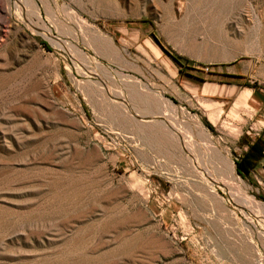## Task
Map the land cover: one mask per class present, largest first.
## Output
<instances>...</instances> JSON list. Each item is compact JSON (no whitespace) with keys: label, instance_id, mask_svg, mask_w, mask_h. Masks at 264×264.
<instances>
[{"label":"rangeland","instance_id":"obj_1","mask_svg":"<svg viewBox=\"0 0 264 264\" xmlns=\"http://www.w3.org/2000/svg\"><path fill=\"white\" fill-rule=\"evenodd\" d=\"M36 2L0 24V264H264V171L227 172L264 140V0ZM159 122L175 158L144 166L124 132Z\"/></svg>","mask_w":264,"mask_h":264},{"label":"crops","instance_id":"obj_2","mask_svg":"<svg viewBox=\"0 0 264 264\" xmlns=\"http://www.w3.org/2000/svg\"><path fill=\"white\" fill-rule=\"evenodd\" d=\"M204 87L199 88H194L196 94H202ZM128 90H129V94H131V97L133 98H137V97H142L141 94L138 93V90H135V87L130 85L128 86ZM135 94V95H134ZM135 96V97H134ZM145 101V99H144ZM157 101V102H156ZM145 102L147 103H143L140 104L142 106V110L144 112H148V111H155L157 113H150V115L146 114L143 116H140L141 120H145V119H149L148 116H155V115H163L165 112H172V103L170 104H165L162 103L160 100L156 99L155 101H148L146 100ZM154 104H152V103ZM156 103H158L156 105ZM150 105V106H149ZM171 108V109H169ZM210 113V112H209ZM207 113V124L210 128L213 127V123L210 121V114ZM212 113H215L212 111ZM211 113V114H212ZM164 116V115H163ZM194 127L191 129V135H193L196 138V141L199 142V145L203 148H207L206 150H211L213 151L216 147H215V142H214V138L212 136V129H204L200 123L194 119V121H192ZM162 129V130H160ZM137 134H131L130 132H124L125 135L131 137V136H136L137 139L136 141H132L133 145H134V149L133 151H135L136 154V158L139 160V162H141L142 165L144 166H150V165H161V159H172L174 160L175 155L171 154V150L173 143L176 141V138L174 137V134L169 130V128L166 126L165 122H159L158 124H155L153 128H151V130L149 131V133L145 132L142 128L137 127ZM163 131V132H162ZM160 133V134H159ZM201 133V134H200ZM204 136V138H203ZM208 140H206L207 138ZM204 141H203V140ZM210 143L209 147L207 144L204 143ZM211 146V147H210ZM212 148V149H211ZM236 148V141L233 142V146H232V150H234ZM153 153L154 155L151 156L150 153ZM154 157V158H153ZM166 157V158H165ZM158 160H157V159ZM163 161V160H162ZM236 161V160H235ZM235 161H234V172L236 174V169H235ZM191 166H194V163L191 164ZM261 168L262 171H264V158L263 160H261L258 164H257V168ZM219 166H218V170H219ZM208 194L213 197V192L211 190H207ZM178 203L177 202H172L171 204L167 205V207H165L164 211L166 212V215H172L174 213H178L179 211H181L182 209L179 208V206H177ZM248 246L247 248H250V241L248 240ZM246 246V245H244ZM244 249H246L244 247ZM243 256H246V251L244 250L243 252Z\"/></svg>","mask_w":264,"mask_h":264},{"label":"bare ground","instance_id":"obj_3","mask_svg":"<svg viewBox=\"0 0 264 264\" xmlns=\"http://www.w3.org/2000/svg\"><path fill=\"white\" fill-rule=\"evenodd\" d=\"M9 1L10 0H0V24H2L3 23V21H4V17L2 16V14H11V9H10V5H9ZM40 1V3H43V5H44V8H45V10H46V12H47V14L49 15V16H52V8H51V5H50V3H51V0H39ZM19 2L20 3H24L25 4V6H27L28 7V9H27V11H28V13H29V15H31V16H33L34 18H35V20L37 21V23H42L43 24V21H42V16H41V11H40V8H39V6H38V4H37V2H36V0H19ZM21 11L19 10V7H15V10H14V16L16 17V19L17 20H19L20 22H22V17H21V13H20ZM32 17V18H33ZM28 18V17H27ZM29 19V18H28ZM84 25V24H83ZM32 30V29H31ZM30 30V31H31ZM48 31V30H47ZM34 32V31H33ZM216 86H213V85H210V84H206L205 85V87H204V90H203V93H206V92H208V90L209 89H213V90H215L216 88H215ZM215 92H216V90H215ZM209 93V92H208ZM232 94V93H231ZM135 95V94H134ZM135 97V96H134ZM157 102V101H156ZM152 103V102H151ZM152 104H154V103H152ZM158 103H156V105H157ZM150 106V105H149ZM158 106V105H157ZM169 106H170V104H169ZM169 109H171V108H169ZM173 109V108H172ZM171 112V111H170ZM169 112V113H170ZM173 112V111H172ZM210 121L213 123V124H215L216 122H217V115H216V113H212V114H210ZM175 122V121H174ZM172 126V125H171ZM174 126V125H173ZM160 130H162V129H160ZM163 132V131H162ZM160 134V133H159ZM201 134V133H200ZM203 138H204V136H203ZM205 138H207V137H205ZM203 140V139H202ZM206 140H208V138L206 139ZM204 141V140H203ZM190 144V143H189ZM204 144H209L210 145V143L208 142V143H204ZM209 145H208V147H209ZM211 147V146H210ZM191 148V147H190ZM205 149H207V148H205ZM212 149V148H211ZM190 150V149H189ZM227 172H228V174L231 176V177H233L232 179H235V177H236V174H235V172H234V166L231 164V163H228L227 164ZM243 203H247V205H248V203L250 204V206L251 205H253L254 207H257V208H259V209H261L260 211H263L264 212V210H263V206H261V205H258V204H255L254 202H252L251 200H247V198H246V200L244 199V202ZM256 205V206H255ZM249 207V206H248ZM254 209V208H253ZM256 209V208H255ZM258 210V209H257ZM253 212V211H252Z\"/></svg>","mask_w":264,"mask_h":264},{"label":"trees","instance_id":"obj_4","mask_svg":"<svg viewBox=\"0 0 264 264\" xmlns=\"http://www.w3.org/2000/svg\"><path fill=\"white\" fill-rule=\"evenodd\" d=\"M242 145L246 150L241 158L235 161L236 173L239 176L247 175L264 158V140L259 136L253 141L246 138Z\"/></svg>","mask_w":264,"mask_h":264},{"label":"built area","instance_id":"obj_5","mask_svg":"<svg viewBox=\"0 0 264 264\" xmlns=\"http://www.w3.org/2000/svg\"><path fill=\"white\" fill-rule=\"evenodd\" d=\"M115 139L117 140V141H123V138L120 136V135H118V134H116L115 135ZM117 141H115V142H117ZM115 145V144H114ZM120 144L118 143V145L117 146H119ZM123 152H124V157H125V163H126V165L127 166H131V167H134L135 166V161L131 158V156H126V154H128L125 150H123ZM187 228V230H190V228L189 227H186Z\"/></svg>","mask_w":264,"mask_h":264}]
</instances>
